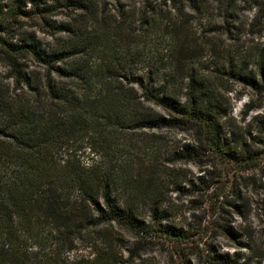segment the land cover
I'll return each instance as SVG.
<instances>
[{"label":"trees","instance_id":"trees-1","mask_svg":"<svg viewBox=\"0 0 264 264\" xmlns=\"http://www.w3.org/2000/svg\"><path fill=\"white\" fill-rule=\"evenodd\" d=\"M17 1L14 19L43 20L52 29L51 36L64 38L42 49L30 37L17 44L0 37L13 81L12 90L0 86V264H142L138 245L145 247L147 239L176 244L169 260L190 264L178 244L191 236L162 224V185L166 180L178 189L181 182L173 164L182 159L203 162L208 176H200L190 188L201 196L213 195L211 208L221 207L223 215L230 210L240 214L238 182L245 172L255 171L258 154L246 141L226 137L229 113L206 83L182 76L181 100L166 82L158 85L152 73L137 69L135 57L140 54L134 47L137 38L143 39L139 30L155 26L146 9L128 15L120 8L111 17L105 8H96L98 0H53L54 5L45 0ZM25 2L31 9H22ZM56 6L73 8L76 19L48 24L46 17ZM8 33L0 22V34ZM26 55L35 59L43 74L27 71ZM181 55L177 50V64ZM260 70V87L253 78L232 71L228 75L264 91V69ZM250 110L247 107L244 115ZM163 129L190 133L193 140L168 161L171 166H164L165 172L159 152L145 162L138 148L133 152L124 146L129 139L119 140L122 132ZM259 135L252 139L264 146V125ZM86 150L99 161L85 164L81 157ZM143 207L149 208L151 222L141 219ZM112 224L137 239L127 259L122 260L108 236L98 246L91 245L87 255L69 258L77 253L78 242L95 243L99 227ZM217 227L232 235L225 224ZM211 260L238 264L220 254Z\"/></svg>","mask_w":264,"mask_h":264},{"label":"rangeland","instance_id":"rangeland-1","mask_svg":"<svg viewBox=\"0 0 264 264\" xmlns=\"http://www.w3.org/2000/svg\"><path fill=\"white\" fill-rule=\"evenodd\" d=\"M45 1L54 5L53 0ZM16 3L19 2L0 0V22L9 29L7 35L0 34V37L12 40L14 44L30 37L38 41L42 49L54 47L58 38H64L59 34L51 36L52 29L43 20L14 19L12 15ZM97 3L96 8H105L111 17L120 8L128 15L135 10L146 9L147 17L155 26L139 30L143 39L140 41L137 38L139 44L134 47L140 54L135 57L139 61L137 69L152 73L158 85L166 82L181 100L185 93L182 76L192 75L206 83L214 91L222 109L229 113L224 124L226 137L246 141L251 150L258 154L255 171L245 172L244 179L238 182L241 212L233 214L230 210L229 215L222 214L219 204L220 209H216V206L211 208L215 202L213 195L206 193L201 196L196 188H190V183L196 185L200 176H208L204 172L206 167L203 162L175 161L173 167L180 175L181 182L178 189L166 180L162 185L164 198L161 211L165 217L162 224L182 229L191 236L178 244V249L186 255L190 264H214L211 260L214 254L238 260V264H264V146L252 139L261 137L259 131L264 125V91L260 88L255 90L228 75L232 71L242 78H253L261 86L260 69H264V0H98ZM22 9L29 10L31 6L25 2ZM76 14L78 12L73 8L56 6L53 15L46 17V22L55 26L72 23ZM177 43L180 44L179 48L176 47ZM179 49L182 55L180 64H177L175 58ZM130 54L134 55L133 52ZM4 59L0 47V86L3 90H12L13 81L8 78L9 69ZM23 63L27 71L44 73L32 56L26 55ZM173 68L175 71H172ZM149 106L167 116L152 104ZM247 107L251 110L244 115ZM120 135L119 140L123 143L127 139L131 141L124 146L133 152L138 148L140 159L145 162L154 156V152H159L157 156L160 157L163 172L165 167L171 166L168 161L174 159L183 146L193 145L192 134L175 129L127 131ZM81 160L87 165L99 161L97 157L92 158L88 150L83 152ZM229 185L225 187V195L228 194ZM224 209L227 207L224 206ZM139 213L143 221H152L149 208L143 207ZM224 224L232 235L217 227ZM105 236L115 242V249L122 260L127 259L128 251L138 244L135 236L115 224L100 226L96 242H78L77 253L70 254L69 258L87 255L90 246H98ZM138 247L142 264L179 263L175 258L169 260V253L176 244L172 246L158 239H147L145 247Z\"/></svg>","mask_w":264,"mask_h":264}]
</instances>
